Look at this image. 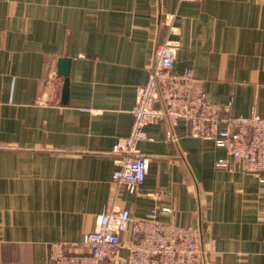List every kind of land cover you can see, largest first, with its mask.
I'll return each mask as SVG.
<instances>
[{"label":"crops","instance_id":"0c3cea01","mask_svg":"<svg viewBox=\"0 0 264 264\" xmlns=\"http://www.w3.org/2000/svg\"><path fill=\"white\" fill-rule=\"evenodd\" d=\"M167 36L175 73L192 69L232 116H264V0H0V264H49L53 242L80 243L112 204L199 228L206 264H264V183L184 120L145 127L135 192L112 179L111 148Z\"/></svg>","mask_w":264,"mask_h":264},{"label":"built area","instance_id":"2783aa9c","mask_svg":"<svg viewBox=\"0 0 264 264\" xmlns=\"http://www.w3.org/2000/svg\"><path fill=\"white\" fill-rule=\"evenodd\" d=\"M174 20L175 14L165 15L168 35L176 32ZM177 47V41L169 36L156 46L147 80L137 88L130 110L131 130L111 148L116 163L113 181L117 187L127 184L135 192L148 171V160L138 144L153 139L145 127L156 122L176 125L184 120L189 135L212 140L229 156L241 161L244 171L264 183V116L255 112L232 116L229 105L208 100L192 69L173 71ZM167 136L176 139L172 130L167 131ZM216 166L234 168L233 162L225 157L217 159ZM128 231L133 238L123 241L122 234ZM121 247L128 249L124 264H206L209 250L199 228L159 221L155 211L145 218H133L127 208L112 204L98 216L95 228L80 243L53 242L49 264H102L115 258Z\"/></svg>","mask_w":264,"mask_h":264}]
</instances>
